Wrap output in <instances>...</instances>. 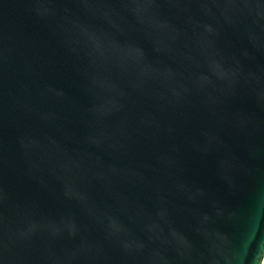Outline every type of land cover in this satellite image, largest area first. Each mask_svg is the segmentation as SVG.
I'll return each instance as SVG.
<instances>
[{"label":"water","instance_id":"water-1","mask_svg":"<svg viewBox=\"0 0 264 264\" xmlns=\"http://www.w3.org/2000/svg\"><path fill=\"white\" fill-rule=\"evenodd\" d=\"M0 264H264V0H0Z\"/></svg>","mask_w":264,"mask_h":264}]
</instances>
